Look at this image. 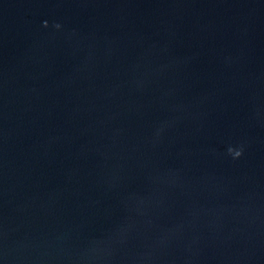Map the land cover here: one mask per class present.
<instances>
[{
  "label": "water",
  "instance_id": "obj_1",
  "mask_svg": "<svg viewBox=\"0 0 264 264\" xmlns=\"http://www.w3.org/2000/svg\"><path fill=\"white\" fill-rule=\"evenodd\" d=\"M0 264H264V0H0Z\"/></svg>",
  "mask_w": 264,
  "mask_h": 264
},
{
  "label": "clouds",
  "instance_id": "obj_2",
  "mask_svg": "<svg viewBox=\"0 0 264 264\" xmlns=\"http://www.w3.org/2000/svg\"><path fill=\"white\" fill-rule=\"evenodd\" d=\"M45 25H47V22H45ZM56 27H60V25L57 24ZM228 152L235 158L239 157L242 154V149H234L232 147H229Z\"/></svg>",
  "mask_w": 264,
  "mask_h": 264
}]
</instances>
